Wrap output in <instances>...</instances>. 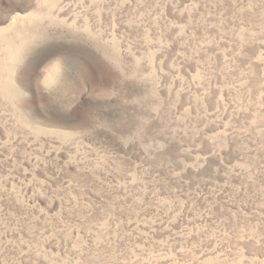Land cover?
I'll return each instance as SVG.
<instances>
[{"label": "rangeland", "instance_id": "rangeland-1", "mask_svg": "<svg viewBox=\"0 0 264 264\" xmlns=\"http://www.w3.org/2000/svg\"><path fill=\"white\" fill-rule=\"evenodd\" d=\"M0 264H264V0H0Z\"/></svg>", "mask_w": 264, "mask_h": 264}]
</instances>
